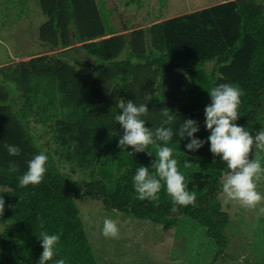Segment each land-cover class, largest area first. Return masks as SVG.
<instances>
[{
	"label": "trees",
	"instance_id": "obj_1",
	"mask_svg": "<svg viewBox=\"0 0 264 264\" xmlns=\"http://www.w3.org/2000/svg\"><path fill=\"white\" fill-rule=\"evenodd\" d=\"M39 3V43H81L87 60L0 67V217L10 224L0 264H98L77 201L86 197L162 225L186 215L225 253L222 179L253 170L259 138L264 0H224L128 34H116L105 0Z\"/></svg>",
	"mask_w": 264,
	"mask_h": 264
},
{
	"label": "rangeland",
	"instance_id": "obj_2",
	"mask_svg": "<svg viewBox=\"0 0 264 264\" xmlns=\"http://www.w3.org/2000/svg\"><path fill=\"white\" fill-rule=\"evenodd\" d=\"M105 1L116 34H128L224 0ZM45 21L39 0H0V67L38 56H56L78 68L83 66L87 58L81 43L69 50H54L39 43V28ZM262 100L256 120L259 138L253 150V170L222 179L220 199L230 214L226 229L230 243L225 253L217 258L215 240L186 215L179 217L177 226L162 225L111 211L100 197H86L77 201L98 264H264V94ZM31 126L39 143L48 142L45 150L55 155L52 136L42 138L44 128L34 121ZM62 168L76 179L85 176L81 169L73 173L71 164ZM9 226L0 217V248Z\"/></svg>",
	"mask_w": 264,
	"mask_h": 264
}]
</instances>
